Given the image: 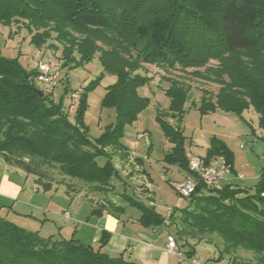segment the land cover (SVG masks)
Returning a JSON list of instances; mask_svg holds the SVG:
<instances>
[{
    "label": "trees",
    "instance_id": "16d2710c",
    "mask_svg": "<svg viewBox=\"0 0 264 264\" xmlns=\"http://www.w3.org/2000/svg\"><path fill=\"white\" fill-rule=\"evenodd\" d=\"M15 17L27 19L25 25L34 28L32 42L37 46L55 34L59 44H68L63 48L67 57L74 41L66 28L114 31L121 37L116 40L118 51L128 57L122 58L116 51L101 53V76L116 77L106 89L102 107L114 110L116 121L92 141L83 121L85 90L77 97V116L72 122L63 100L55 102L46 91L43 97L37 93L38 70L27 72L17 59L0 54V157L14 169L35 176L37 185L44 189L64 185L69 193H81L84 190L77 185L83 184L92 193H105L113 187L111 179L118 170L112 155L129 156L130 146L123 142L125 128L150 105V99L140 93L152 80L138 73L144 64L163 70H188L219 62L228 81L222 83L214 98L204 91L200 103L191 106L202 115L221 110L239 117L253 108L264 129V0H0V21L9 23ZM42 22L55 26L40 32L37 29L43 28ZM88 46L79 62L72 60L71 70L83 68L92 60L97 47ZM245 52L255 57L249 69L237 57ZM66 93L71 96L68 87ZM164 93L169 105L158 120L172 145L164 161L183 166L191 175L181 128L190 92L178 81H171ZM165 117L179 124L172 125ZM99 157L107 159L102 166L97 162ZM215 157H223L233 166L231 150L217 140L211 142L204 159ZM52 171H58L68 182L56 181ZM187 198L192 206L170 218L180 241H207L220 261L229 258L233 264L237 261L235 252L246 249L264 264V168L253 193L238 185L207 188L199 184ZM127 199L142 210L143 223L164 222L143 201ZM102 211L117 214L125 207L107 200L96 204L92 213ZM109 236L103 230L96 248L73 238L41 237L0 218V264H135L129 256L113 257L103 251ZM188 255L193 256L194 250Z\"/></svg>",
    "mask_w": 264,
    "mask_h": 264
},
{
    "label": "rangeland",
    "instance_id": "374dc122",
    "mask_svg": "<svg viewBox=\"0 0 264 264\" xmlns=\"http://www.w3.org/2000/svg\"><path fill=\"white\" fill-rule=\"evenodd\" d=\"M42 23L43 28L37 29L40 32L55 26L52 22ZM25 24L27 19L18 17L9 23L0 21V54L7 59H17L27 72L37 70L39 64H45L52 73H59L63 82L59 81L57 87L46 85L39 79L35 82L40 90L51 93L55 102L63 100L65 111L72 122L76 120L79 98L73 100L71 96L77 93L79 95L81 90H85L87 110L83 121L89 128L91 140H97L104 128L116 121L115 111L102 107L106 89L116 82V77L110 74L101 76L103 68L99 59L102 52H119L116 40L121 37L110 30L78 32L66 28L65 31L71 34L74 41L67 49V57L63 48H67L68 44L65 47L59 44L55 40V34H52V38L45 44L37 46L32 42L36 31ZM88 45L97 47L92 60L84 64L83 68L71 70L70 66L75 63L72 60L79 62L82 54L89 48ZM261 55L264 58V52ZM120 57L128 59L123 53H120ZM237 57L247 69L255 59L252 53L246 52ZM138 73L152 79L146 88L140 90L142 96L150 99V105L138 116L135 123L125 128L123 142L130 146L127 149L130 151L129 156L124 158L118 153L112 155V161L118 170V175L111 179L113 187L105 193H92L83 184L77 185L84 190L81 193H69L64 185H53L50 189H44L37 185L35 176H28L14 169L0 157V218L41 237L67 240L73 238L83 243L95 244L96 248L99 247L105 230L110 236L103 251L111 256V250L107 251V247L111 240L117 244L119 239L115 235L126 236L128 233L129 237L137 235L146 239L155 230V235L161 236L164 241L169 235L174 237L178 247L186 253L194 249L195 260L200 264H207L209 259L217 256L216 249L207 241L196 242L188 239V244H185V240L180 241L178 229L170 220L173 214L192 206L191 199L179 196L175 189L177 184L191 175L183 166L167 164L164 161L165 155L172 150L158 120L160 112L167 113L169 105L164 92L171 81H178L189 89L190 99L181 121L187 142V159L204 158L213 140L225 143L233 154L235 171L242 175L237 179L238 186L251 193L259 183L264 168V129L260 127L258 114L253 108L244 111L239 117L221 110L202 115L196 107H192L193 104L200 103L204 91L214 98L223 88L222 83L228 81L219 62L188 70H163L144 64ZM67 87L71 92L70 97L66 93ZM165 120L172 125L179 124L169 117H165ZM140 136L142 137L139 138ZM133 141H137L138 145H131ZM137 159L141 160V164ZM106 161L104 157L97 159L100 166ZM52 173L56 181L63 180L58 171ZM242 177L244 178L241 179ZM127 198L143 201L144 206L154 210L164 222L150 225L143 223L142 210L130 205ZM107 200L125 207V211L117 214L108 211H102L99 215L92 213L96 204ZM66 214L69 215L68 219H65ZM97 225L101 227L100 230ZM117 227L119 229L116 231ZM234 256L237 260L234 264H261L259 257L246 249H238ZM227 260L228 264H233L232 259ZM181 262L185 264L184 259ZM223 264L227 263L224 261Z\"/></svg>",
    "mask_w": 264,
    "mask_h": 264
},
{
    "label": "crops",
    "instance_id": "0c3cea01",
    "mask_svg": "<svg viewBox=\"0 0 264 264\" xmlns=\"http://www.w3.org/2000/svg\"><path fill=\"white\" fill-rule=\"evenodd\" d=\"M234 168L231 176L228 179L221 181L219 185H238L237 179H240L239 176L242 175H239ZM243 178L244 177L241 179ZM68 217L69 215L66 214L65 219H68ZM97 228L100 230L101 227L97 225ZM118 229L119 228L117 227L116 231ZM125 235L126 236L115 235L114 237L119 239L117 240V244L111 240L110 244L108 245L107 251L110 252L111 250V254L113 256L119 257L124 254L126 257L129 256V259H131V261H133L135 264H182L181 259H184L185 264H192V260H195V254L193 256H189V252H184V249L182 248H178L179 253L182 254L181 259H179L178 254L170 253L168 251V240L164 241L161 236L155 235V230L153 234L147 235L145 237L146 239H142L137 235H131V237H129L130 235H128V233ZM89 245L94 246L95 244L90 243ZM209 260L210 261L207 264H223L224 261L228 264V260L220 261L216 255L214 258Z\"/></svg>",
    "mask_w": 264,
    "mask_h": 264
},
{
    "label": "built area",
    "instance_id": "2783aa9c",
    "mask_svg": "<svg viewBox=\"0 0 264 264\" xmlns=\"http://www.w3.org/2000/svg\"><path fill=\"white\" fill-rule=\"evenodd\" d=\"M38 79L46 85L56 87L59 80V73H52L50 68L45 64H39L38 66ZM73 98L78 97L77 94L72 95ZM140 136L139 138H141ZM137 146V141L130 143ZM244 149V146L241 147ZM189 171L191 177L180 182L176 186V192L181 197H189L195 191L199 184L205 185L207 188L213 187L219 184L221 181L228 179L232 172L233 166L227 162L223 157H215L209 161L204 158H193L189 160ZM168 251L172 254H178L182 258V254L178 251V244L176 239L172 236H168ZM192 264H200L196 260H192Z\"/></svg>",
    "mask_w": 264,
    "mask_h": 264
},
{
    "label": "water",
    "instance_id": "95a60500",
    "mask_svg": "<svg viewBox=\"0 0 264 264\" xmlns=\"http://www.w3.org/2000/svg\"><path fill=\"white\" fill-rule=\"evenodd\" d=\"M26 79H28V76L26 75ZM37 93L39 94L40 97L44 96V92L41 90H37Z\"/></svg>",
    "mask_w": 264,
    "mask_h": 264
}]
</instances>
